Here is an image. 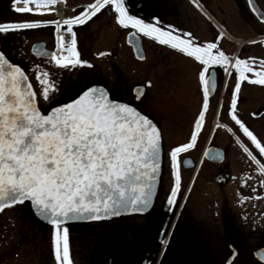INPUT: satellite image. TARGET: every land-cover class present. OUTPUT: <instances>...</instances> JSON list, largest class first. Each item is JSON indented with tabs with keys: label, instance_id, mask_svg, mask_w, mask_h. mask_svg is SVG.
Instances as JSON below:
<instances>
[{
	"label": "snow or ice",
	"instance_id": "6c2138e0",
	"mask_svg": "<svg viewBox=\"0 0 264 264\" xmlns=\"http://www.w3.org/2000/svg\"><path fill=\"white\" fill-rule=\"evenodd\" d=\"M57 2L12 0V7L20 13L55 12ZM18 4L23 6L18 7ZM249 4L254 12L260 11L254 0H249ZM106 6L114 10L115 21L120 26L133 29L129 36L142 33L194 58L201 65L198 76L203 105L195 118L190 139L169 152L174 177L167 196L170 211L181 186L178 155L194 147L204 123L210 92L216 88L213 66H224L227 74L235 72L229 114L264 156V143L237 115L241 83L264 86V59L230 57L215 42L201 44L191 33L173 30L172 25L158 26L156 17L148 22L130 14L126 0H93L78 14L61 19L0 22V33L53 25L55 50L41 48L36 55L47 56L50 62L62 68L88 65L89 61L80 56L74 25L85 24ZM36 80L39 92L25 69L0 50V210L30 201L36 214L52 226L51 246L57 264H71L67 221L99 220L121 212H144L150 207L161 168L162 132L149 115L131 103L111 99L104 87L85 86L74 98L59 102L54 95L58 86L50 79L49 72L37 71ZM135 91L141 93L137 96L140 99L142 89ZM41 97L55 106L50 110L42 109ZM237 140L239 142V138ZM240 146L257 165L254 171L264 175V162L243 143ZM217 157L223 158L220 153ZM258 183L264 186V180Z\"/></svg>",
	"mask_w": 264,
	"mask_h": 264
},
{
	"label": "flooded vegetation",
	"instance_id": "af4514ba",
	"mask_svg": "<svg viewBox=\"0 0 264 264\" xmlns=\"http://www.w3.org/2000/svg\"><path fill=\"white\" fill-rule=\"evenodd\" d=\"M92 2L64 0V4L70 3V14L67 16L78 14ZM258 2L264 9V0ZM141 5L137 0L133 4L134 10ZM150 6L153 12L151 22L153 17L158 18V26L167 28L172 25L173 30L191 33L195 41L201 44L215 42L230 57L264 59V24L256 21L246 0H195V3L193 0H150ZM126 7L130 9L127 0ZM13 10L12 0H0V22H12L8 20L10 15L7 12ZM110 15L112 9L106 6L85 24L74 25L76 36L89 37L93 29L103 27L101 19ZM50 16L49 19H57L55 15ZM42 27L51 34L50 41L39 37L31 39V35L22 33V41L30 40V43L15 48L17 33ZM54 29L53 25L42 24L35 28L0 33V49L25 69L35 89L40 88L36 72L42 68L43 71H52L54 81L58 77L57 68L50 59H37L40 61L35 65L36 58L30 53L31 44L36 41H43L42 47L53 50ZM220 33L224 35L220 36ZM139 34L143 39V34ZM152 40L157 51L152 58L155 76L150 80V86L144 88L141 98L129 102L149 115L162 132L160 183L147 213L102 223L107 228L111 227L106 234L118 236L117 247L125 257L123 263L134 260V264H225L229 254L235 250L230 264L237 259L242 264H251L244 253H250L253 257L252 252L264 246V221L256 215L260 210L258 203L264 201V198H260L264 196V186L258 181L264 179L254 171L255 163L243 152L240 144L243 143L260 156L258 150L229 114L236 83L235 72L227 74L224 66L219 65L212 68L216 74V88L210 92L204 123L194 147L178 155L181 186L170 211L167 196L174 177L169 152L172 147L190 139L195 118L203 105L198 76L201 65L194 58L180 54L179 50ZM81 58L90 61L88 57L81 55ZM161 62L168 66L166 70L158 71L157 64ZM41 63L43 65L39 69ZM50 106L52 104L43 109ZM237 115L264 143V86L247 81L241 83ZM217 153L223 158H218ZM185 160L191 163L185 164ZM262 160L264 162V156ZM112 226L115 229L112 230ZM165 240L167 243H164ZM217 240L221 241L220 246ZM132 255L134 258H131ZM109 262L111 260L107 256L103 263Z\"/></svg>",
	"mask_w": 264,
	"mask_h": 264
},
{
	"label": "rangeland",
	"instance_id": "374dc122",
	"mask_svg": "<svg viewBox=\"0 0 264 264\" xmlns=\"http://www.w3.org/2000/svg\"><path fill=\"white\" fill-rule=\"evenodd\" d=\"M127 1L130 6V14L137 15L151 22L153 12L151 11L150 0H138L142 3L138 10L133 8V4L137 0ZM62 2L64 3V0ZM69 5L70 3L62 5V12H65L64 16L70 14ZM7 13L10 15L8 20L11 19V21L45 20L51 17L48 13H20L15 10ZM101 23L104 24L103 27L93 29L89 37L83 35L84 37L79 36L78 38L77 36V47L80 56L88 57L90 62H92V67L78 68L75 66L62 68L54 64L58 74L56 81H54L55 75L52 74V71L45 70L50 73V79L58 86V92L54 93L58 101L74 96L83 87L93 82L104 84L112 97L133 101L131 88L138 83H142L145 78L151 80L155 76L153 74L154 63L152 58L157 51L152 38L143 35L142 46L145 52V59L137 60L124 40L125 33L131 27L120 26L115 21V12L113 10L109 18L101 19ZM46 31L47 29L42 27L39 30L17 33L18 35L14 42L15 48L24 47V45L30 43V40L28 42L22 41V33H25L26 36L31 35V39L39 37L47 40V42L48 40L50 41L51 34ZM99 53H105V55H99ZM39 61L35 60L34 64L36 65ZM42 65L43 63L39 65V69L42 68ZM167 66L168 64L166 63H158L156 70H166ZM43 70L44 68L40 71ZM35 90L39 92L40 88ZM39 103L40 106L43 105L42 108H46L50 104V102L44 101L42 97ZM260 156H257V158L263 162V156ZM256 167L257 165L254 164V168ZM261 176L264 179V175ZM260 198H264V196ZM258 206H260V210L256 215L260 217V220L264 221V201L259 202ZM104 224L79 223L65 225L69 230L71 264H102L107 259V256L111 257L110 264L123 263L122 261L125 260V257L120 254L117 247L119 238L117 235L109 236L106 234V231L111 227L107 228ZM113 229L115 227L112 226ZM51 234L52 227L38 222L30 213L27 204L23 203L4 209L0 212V264H57L51 246ZM217 242H219L220 246L221 241L217 240ZM244 257L251 264H261L250 253H244ZM131 258H134L133 255ZM126 262L123 264H134L135 261ZM232 264L242 263L241 260L237 259Z\"/></svg>",
	"mask_w": 264,
	"mask_h": 264
},
{
	"label": "water",
	"instance_id": "95a60500",
	"mask_svg": "<svg viewBox=\"0 0 264 264\" xmlns=\"http://www.w3.org/2000/svg\"><path fill=\"white\" fill-rule=\"evenodd\" d=\"M246 2H247V5H248V7H249V10L251 11V13H252V14L254 15V17L256 18V21H257V22H260V23H262V24H264V19H261V12H264V9L260 6L258 0H254V4H255V7H257L258 9H260L259 12H254V11L252 10V5L249 4V0H246ZM131 31H133V30H130V31H128V32L126 33V35H125V42L131 47V49H132V53H133V56H134L137 60H143L144 58H143V59L140 58L141 55H142L143 57H145V55H144V50H143V48H142L141 38H140V36H139L138 34H137L136 36H134V37H133V36H129V32H131ZM42 46H43V42H35V43L32 45V47H31V49H30V52H31L34 56H36V57L49 58V57H47V56H42V55H41V56H38V55H36V52H38L41 48H43ZM0 50H1V49H0ZM89 65H91L90 62H89V64L86 65V66H89ZM93 85H95V86H100V87H104V88L107 90V88H106L103 84H101V83H99V82H93V83L88 84L87 86H93ZM146 86H150V81H146L144 84H136V85H134V86L132 87L131 92H132V94H133L135 100H137V96H140V95H141L140 92L135 91V90H136V89H142V91H144V88H145ZM107 91H108V90H107ZM108 93H109V96H110L111 99H116V100L121 101V102H126V101L121 100V99H119V98L112 97L109 91H108ZM77 94H78V93H77ZM71 98H74V96H72ZM69 99H70V98H69ZM69 99H67V100H69ZM67 100L60 101V102H66ZM128 103H130V102H128ZM131 104H132L133 106H135L133 103H131ZM52 106H55V105H52ZM50 107H51V106H50ZM50 107L47 108V110H50ZM135 107H136V106H135ZM161 166H162V145H161ZM160 174H161V168H160V173H159L158 178H157L156 188H155V190H154V194H153V197H152L151 205H150V207H149L148 209H146L144 212H121L120 215L109 216V217H105V218H102V219H99V220H70V221H67L65 225H68V224H79V223L107 222V221L114 220V219H121V218L126 217V216H132V215H138V214L140 215V214H145V213H147V212L150 210V208H151V206H152V204H153V202H154V200H155V197H156V194H157V191H158V187H159V183H160ZM24 203L28 205V208H29V210H30V213L32 214V216H33L38 222H40V223H42V224H45V225H48V226H51V224H50L49 222H47V221L44 220L42 217H40L39 215L36 214V211H35V209L31 206L30 201H25ZM22 204H23V203H22ZM16 205H20V204L18 203V204H16ZM16 205H14V206H16ZM11 207H13V206H8V207H5L4 209L11 208ZM4 209H3V210H4ZM3 210H0V212H2ZM262 254H264V246H261V247H259L258 249L254 250V251L252 252V255L254 256V258H255L256 260H258L260 263L264 264V259H261V255H262ZM234 255H235V250H233L232 253L229 254V256L227 257V259H226V261H225V264H230V262L232 261ZM109 263H110V262H109Z\"/></svg>",
	"mask_w": 264,
	"mask_h": 264
},
{
	"label": "bare ground",
	"instance_id": "6f19581e",
	"mask_svg": "<svg viewBox=\"0 0 264 264\" xmlns=\"http://www.w3.org/2000/svg\"><path fill=\"white\" fill-rule=\"evenodd\" d=\"M57 10H60V5L57 6Z\"/></svg>",
	"mask_w": 264,
	"mask_h": 264
}]
</instances>
